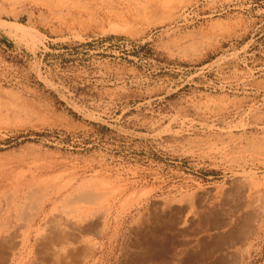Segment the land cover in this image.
Segmentation results:
<instances>
[{
  "label": "rangeland",
  "instance_id": "obj_1",
  "mask_svg": "<svg viewBox=\"0 0 264 264\" xmlns=\"http://www.w3.org/2000/svg\"><path fill=\"white\" fill-rule=\"evenodd\" d=\"M0 264H264V0H0Z\"/></svg>",
  "mask_w": 264,
  "mask_h": 264
},
{
  "label": "bare ground",
  "instance_id": "obj_2",
  "mask_svg": "<svg viewBox=\"0 0 264 264\" xmlns=\"http://www.w3.org/2000/svg\"><path fill=\"white\" fill-rule=\"evenodd\" d=\"M100 182V181H99ZM91 183L90 185H89V181H88V185H89V187H83L81 190H82V192L80 191H78L77 193H76V195L79 193V195L77 196V197H75V202H74V204H73V206H70V208L69 209H71V207H72V209H71V211H70V213L72 214V216H73V214H74V216H75V218L73 219V220H75V221H72V220H70L69 222H67L68 220L66 219V218H64V219H66V222L67 223H72V227L71 228H73L75 231H76V233L77 232H83V231H87V230H89V231H92L93 229H97V228H99V226L103 223V222H105V220H106V216H107V213H109L110 212V210L118 203V202H120L121 201V195H120V193H118L117 191H114V190H116V188L113 190L112 189V191H110L108 188H106V187H108V186H106V183H105V185H104V183H102V182H100V183ZM102 183V184H101ZM82 185L83 184H81V187H82ZM106 186V187H105ZM80 187V186H79ZM110 187V186H109ZM30 188V187H29ZM78 188V187H77ZM76 188V189H77ZM34 189V188H33ZM80 189V188H79ZM39 191V189H35V190H32L34 193H35V191ZM20 191V190H19ZM21 191H23V190H21ZM30 191V190H29ZM32 191H31V193H32ZM250 191V190H249ZM114 192H116V193H114ZM30 193V194H31ZM40 193V192H39ZM23 194V193H22ZM28 194V193H27ZM18 195V194H17ZM29 195V194H28ZM27 195V196H28ZM37 195V196H36ZM38 192H37V194H34L33 195V193H32V196H36V197H38ZM19 196V195H18ZM17 196V197H18ZM27 196H25V198L27 197ZM31 196V197H32ZM130 196V195H129ZM132 196H134V194L132 195ZM31 197H29V198H31ZM218 197V196H217ZM33 198V197H32ZM31 198V199H32ZM10 199V198H9ZM17 199V198H16ZM15 199V200H16ZM34 199V198H33ZM130 199V198H129ZM129 199H127V200H129ZM217 198L215 197V200H216ZM14 200V201H15ZM27 200H28V197H27ZM34 200H36V199H34ZM73 200V199H72ZM127 200H126V203H127ZM123 201V200H122ZM24 202V201H23ZM27 202H29V201H27ZM31 202V201H30ZM29 202V203H30ZM131 202V201H130ZM31 203H33V202H31ZM34 203H35V201H34ZM121 203V202H120ZM165 203V202H164ZM164 203H160V204H164ZM212 203V202H211ZM211 203L209 204V205H211ZM254 203V202H253ZM252 203V204H253ZM25 204V203H24ZM125 204V202H122L121 204H119V205H124ZM191 204V203H190ZM215 204V203H214ZM26 205H27V203H26ZM29 205V204H28ZM69 205V204H68ZM72 205V204H71ZM126 205H128V204H126ZM208 205V206H209ZM167 206V208H164L165 206H163V210L164 211H166L165 213H166V215L165 216H172L173 215V211H172V207L170 206V207H168V205H166ZM211 206H213V205H211ZM248 206V205H247ZM121 207V206H120ZM124 208H126L127 206H123ZM214 207V206H213ZM256 207V206H255ZM258 207V206H257ZM33 208V207H32ZM115 208V207H114ZM211 208V207H210ZM209 208V209H210ZM215 208V207H214ZM35 209V208H34ZM175 209V208H174ZM37 210V209H36ZM182 211V210H181ZM177 212H178V210H177ZM184 212H187L189 215H185L180 221H179V223H178V225L181 227V228H185L190 222H192V221H194V220H196V218H198L197 217V213H195L194 212V209H193V207H192V205H188L184 210H183V213ZM246 214H247V218H248V220H249V223L250 224H254V221H256L255 219L257 218V219H259L258 217L260 216H254V213H253V210H251V209H248L246 212H245ZM256 214H257V212H255ZM180 214H182L181 212H180ZM179 214V215H180ZM185 214V213H184ZM110 215V214H109ZM178 215V214H177ZM68 217V216H67ZM48 220V219H47ZM260 220V219H259ZM177 221V220H176ZM257 222V221H256ZM26 224V223H25ZM176 226V225H175ZM72 230V229H71ZM88 232V231H87ZM85 234V233H84ZM61 236V235H60ZM6 243V242H5ZM63 243V242H62ZM4 246V245H3ZM13 254V253H12ZM11 254V255H12ZM10 255V256H11ZM15 255V253L13 254V256ZM12 256V257H13ZM15 257V256H14Z\"/></svg>",
  "mask_w": 264,
  "mask_h": 264
}]
</instances>
